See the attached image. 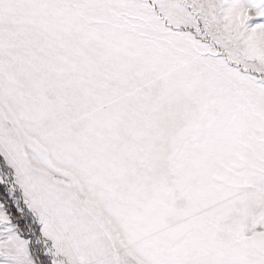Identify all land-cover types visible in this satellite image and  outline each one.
<instances>
[{"label": "snow or ice", "instance_id": "1", "mask_svg": "<svg viewBox=\"0 0 264 264\" xmlns=\"http://www.w3.org/2000/svg\"><path fill=\"white\" fill-rule=\"evenodd\" d=\"M0 264H264V0H0Z\"/></svg>", "mask_w": 264, "mask_h": 264}]
</instances>
